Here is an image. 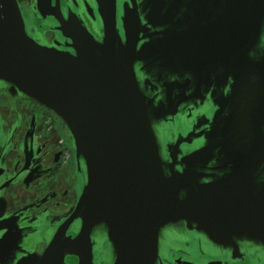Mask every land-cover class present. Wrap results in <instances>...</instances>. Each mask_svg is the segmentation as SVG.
Segmentation results:
<instances>
[{"label":"water","instance_id":"1","mask_svg":"<svg viewBox=\"0 0 264 264\" xmlns=\"http://www.w3.org/2000/svg\"><path fill=\"white\" fill-rule=\"evenodd\" d=\"M193 6L195 20L161 18L164 30L139 47L134 6L124 4L120 33L115 0H103L102 39L86 34L76 51L62 52L28 34L17 0H0V81L64 120L86 175L69 218L24 263L70 264L68 256L96 264L93 236L101 228L109 264H158L161 231L181 221L216 245L232 248L247 236L264 246V175H254L264 165V0ZM145 61L157 64H137ZM152 69L189 76L166 83L168 95L155 102L140 79ZM229 78L230 90L219 93L227 114H214L198 148L166 162L155 126L184 101H175L173 88L222 89ZM246 140L255 142L253 155Z\"/></svg>","mask_w":264,"mask_h":264},{"label":"flooded vegetation","instance_id":"2","mask_svg":"<svg viewBox=\"0 0 264 264\" xmlns=\"http://www.w3.org/2000/svg\"><path fill=\"white\" fill-rule=\"evenodd\" d=\"M17 2L28 34L44 46L74 52L76 43L86 34L97 41L102 39L100 3L103 0ZM160 3L161 10L157 12L155 8ZM195 3L196 0H115L117 26L122 33L124 4L134 6L143 28L137 44L140 47L150 40L149 35L164 30L159 25L161 18L195 20L196 14L192 13ZM193 26L196 24H183L185 28ZM188 46L191 52H196L195 45ZM146 72L140 74L142 89L155 102L164 101L168 95L166 83L182 82L189 76L157 69ZM231 83L229 78L222 89L215 83L207 90L189 84L183 90L173 88L171 96L175 101L179 100L176 97L184 101L177 104L175 115L155 126L160 153L166 162L179 160L198 148L214 114L220 109L227 114L228 107L224 109L226 105L219 93L230 90ZM179 137L183 141L176 145ZM254 144L252 140L243 142L247 151ZM250 153L253 155L254 151ZM210 172L217 174L218 170ZM254 175H264V165ZM85 181L83 165L76 158L64 120L46 105L0 81V264H34L33 261L24 263L22 259L43 253L51 237L69 218ZM76 225L77 220H73L66 234H72ZM96 232L93 236L95 262L109 264L111 253L104 231L99 228ZM234 240L232 248L216 245L199 234L196 227L181 221L161 231L158 264H264V246L247 236ZM66 260L75 263L71 257L67 256Z\"/></svg>","mask_w":264,"mask_h":264}]
</instances>
